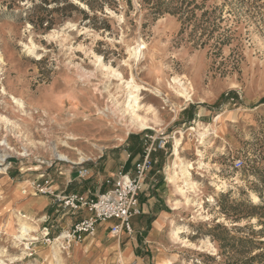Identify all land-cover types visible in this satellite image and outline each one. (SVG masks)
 I'll list each match as a JSON object with an SVG mask.
<instances>
[{"label":"rangeland","instance_id":"1","mask_svg":"<svg viewBox=\"0 0 264 264\" xmlns=\"http://www.w3.org/2000/svg\"><path fill=\"white\" fill-rule=\"evenodd\" d=\"M103 64L134 76L135 109L153 128L124 116L128 88ZM174 77L189 84L190 99L170 86ZM0 113L8 118L0 141L15 156L29 153L0 171V264H59L54 244L64 264H129L119 260L129 242L139 264H264V0H0ZM162 135L166 147L152 157L161 152L170 164L182 138L198 191L196 204L184 199L170 212L156 242L141 229L155 217L145 214L132 219L130 236L99 229L64 248L59 236L85 211L60 201L40 214L25 206L34 180L77 177L80 157L91 176L71 188L91 194L94 176L133 171ZM22 214L39 238L24 240L28 247L16 239ZM174 225L188 226L180 235L195 245L173 240Z\"/></svg>","mask_w":264,"mask_h":264},{"label":"built area","instance_id":"2","mask_svg":"<svg viewBox=\"0 0 264 264\" xmlns=\"http://www.w3.org/2000/svg\"><path fill=\"white\" fill-rule=\"evenodd\" d=\"M155 140L157 141L156 143ZM3 141H0V171L4 168L8 169L13 157H22V159L29 157V153L21 156L9 153L8 150L12 149L7 140ZM167 142L166 136H157L154 142L149 147H146L142 160L136 163L134 174H119L113 181L112 187L105 192L93 196L86 192L72 191L58 196V201L64 208H68L72 212L80 210L90 212L88 217L76 221L71 228L59 236L58 239L62 240L64 248H70L72 242L80 243L86 235L94 233L100 222L109 223L113 221V223L109 224V231L113 235L118 236L123 232L133 233L132 219L142 212L139 195L147 173L154 163L152 152L165 148ZM57 159L63 162L70 161L59 157ZM85 162L86 160L72 161V164L76 167V175L79 179H87L91 176V168ZM243 165L244 161L242 159L235 161L236 168H241ZM32 185L37 193L51 194L50 189L38 180H34ZM44 234L48 235V232Z\"/></svg>","mask_w":264,"mask_h":264},{"label":"crops","instance_id":"3","mask_svg":"<svg viewBox=\"0 0 264 264\" xmlns=\"http://www.w3.org/2000/svg\"><path fill=\"white\" fill-rule=\"evenodd\" d=\"M174 147V146H173ZM163 148L157 149L156 151H162ZM154 152L153 153V160L154 163L151 167V169L148 171L145 183L143 185V188L139 195V202L140 207L142 209L141 214L134 216L135 217H144L145 214H151L155 215L153 220L150 222L149 225H146L145 227L142 226V230L147 232L148 238L146 239L150 243L156 242V239L158 236H160L161 232H163L165 229L170 228V212H174L178 208H180V205L183 204L184 198L179 196L177 192L175 191L174 184L169 179V169L170 164H165L164 158L160 153ZM172 154L174 156V152L172 151ZM124 165H121L120 168H123ZM123 173V169H121ZM120 170L116 169L115 171H109L108 173H105L101 176H94L93 180L95 181V187L94 189L89 188L87 192H90V195L96 196L102 192H105L109 190L112 185L113 181L116 179V177L121 174L118 173ZM129 174H134L133 171H128ZM76 175V171L74 173ZM63 180L60 182L61 184H52L48 180H44L42 184H45L51 191V194H42L37 193L33 188L32 194H29V197H24V199H28V201L25 203L27 207L31 208L32 214H40V211H44L47 207L53 209L55 207L54 204L58 201V196L65 195L72 191L81 192L78 190H75L73 187V180L77 177H73L69 175V173L66 174V176H63ZM41 180V178H38ZM65 179V180H64ZM38 180V181H39ZM91 181V182H94ZM41 182V181H40ZM82 187V186H81ZM18 186L13 187L12 189V195L16 197L18 194V200H23L21 198L22 196L18 193ZM92 191V192H91ZM181 200V201H180ZM15 202L14 204H16ZM178 203L177 205H175ZM61 204V203H60ZM180 204V205H179ZM175 205V206H174ZM179 205V206H178ZM85 212H82L80 214V218L76 219V221L88 217L90 215V212L83 210ZM72 212V211H71ZM74 213V212H72ZM87 214V215H86ZM77 218V217H76ZM75 221V222H76ZM74 222V223H75ZM72 223V221L70 222ZM113 223H105L100 222L97 225L96 231L99 229H109V224ZM95 231V232H96ZM128 236L131 234H128L124 232ZM121 239L118 240L117 246L120 247ZM116 245V244H115ZM114 246V245H113ZM134 243L129 242L125 247L124 250H121V253H123L124 257L128 260H131L129 264H139L138 257L134 254Z\"/></svg>","mask_w":264,"mask_h":264},{"label":"bare ground","instance_id":"4","mask_svg":"<svg viewBox=\"0 0 264 264\" xmlns=\"http://www.w3.org/2000/svg\"><path fill=\"white\" fill-rule=\"evenodd\" d=\"M142 48L143 47H141V46L133 47L132 48V53L135 56H137V58H139L141 53H142ZM103 67H105L107 69H110V70L114 71V73L116 72L118 76H121L122 82L120 84H122V85L120 87H124L126 89L128 88V93H127V96H126L127 102H126L125 107L122 109L124 116L126 114H128V115L130 114L129 115L130 122L134 126H136L137 128H139L141 130H145V129H148V128H153L152 125H150V122L148 121V118L146 116H144V115H141L140 113H137V111L135 109L136 104H138V98H139V93L138 92H139V89L141 87L138 84L135 83L134 76L131 79L124 80V78L121 75V73L118 72L116 69H114L112 66H108V65L103 64ZM173 83L174 84L171 83L170 86H172V88L176 91V93H178V95H180L182 97H185L187 99H190V97H191L190 86H189V84L186 83V81L182 80L179 77H174L173 78ZM14 99L18 103L19 106H23V103H22L21 100H19L16 97H14ZM136 108H138V107H136ZM151 110L154 112V114H156V110L157 109L152 107ZM0 119L6 120V121L8 120V118L6 116H4L3 114H1V113H0ZM198 132H199L198 133L199 136L204 138V136L208 133V128L204 127L202 129H199ZM181 144H182V138H177L176 137L175 145H174V157H173L171 165L169 167V179L174 184L175 191L177 192V194H179V196L184 198L186 200L185 202L194 205V204H196L197 199H193L190 194L192 192L196 193L198 191L197 190L198 187H197L196 183L191 180V175H192L191 170L193 168H195V165H194L193 162L186 163L184 161L185 162L184 163L182 161V158H181V156L179 154V149H180ZM57 154H58V156H60V158H63L65 160H69V158L66 155L60 154V153H57ZM78 161H84V157H80V159ZM255 197L257 198L258 196L255 195ZM200 203H202V202H199L198 204H200ZM177 204L178 203H176L175 205H177ZM198 212H199V210H198ZM200 214H202V213H199V215ZM202 217L207 218L206 215H202ZM18 218H19L18 219L19 228H18V232L16 233V239L20 243H22V244L26 245V247H28L29 243L24 242V240H37V239H39V238H37L36 236H34L32 234L33 232H36V227L31 225L28 222L30 220V217L28 215L22 214L21 216H18ZM187 227L188 226H186V225H174V227L172 228V232H171L172 233V237L171 238H173V240H178V241L180 240V241L184 242L186 245H188V244L189 245H195L193 242H190V241L184 239L180 235L181 232H185V231L188 230ZM60 252H61L60 246L54 244L53 245V255L58 260L59 264H64L62 262L63 259L61 258V255H60L61 253ZM0 253H1V249H0ZM21 257H22V254L20 256H18V258H21ZM13 258H15V257H13ZM119 258H120L119 259L120 261H124L122 253H120Z\"/></svg>","mask_w":264,"mask_h":264}]
</instances>
